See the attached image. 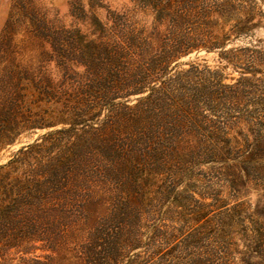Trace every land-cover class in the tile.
Instances as JSON below:
<instances>
[{
	"label": "rangeland",
	"instance_id": "rangeland-1",
	"mask_svg": "<svg viewBox=\"0 0 264 264\" xmlns=\"http://www.w3.org/2000/svg\"><path fill=\"white\" fill-rule=\"evenodd\" d=\"M209 1L222 5L198 32L222 44L188 51L158 81L183 109L97 137L73 125L87 85L110 98L143 62L139 49L120 69L110 61L97 19L127 13L150 30L154 14L140 0H0V167L17 161L0 172V235L59 236L62 254L122 236L124 264H264V0Z\"/></svg>",
	"mask_w": 264,
	"mask_h": 264
},
{
	"label": "trees",
	"instance_id": "trees-1",
	"mask_svg": "<svg viewBox=\"0 0 264 264\" xmlns=\"http://www.w3.org/2000/svg\"><path fill=\"white\" fill-rule=\"evenodd\" d=\"M144 9L150 10L154 14V20L149 30L146 26L140 28L134 24H130L127 13L112 12L109 17L113 21L111 26L97 19L102 30V38L100 46L107 48L112 45L114 55L111 51L108 58L115 62L119 69L125 57H129L132 50L137 53L141 50L139 56L143 57V62L138 67L134 76L123 78L119 76L118 82L112 88L110 94L101 95L94 91L90 85H87L84 91L86 107L82 110L81 119L74 121L73 125L84 124L89 131H93L96 136L105 132L106 128L111 124H116L121 128H135L144 130L149 123L162 122L164 117L169 113L182 110L185 104L183 99L176 98L164 93V89L158 86L159 78L166 73L171 63L186 54L188 51L205 46L207 48H215L220 46L216 37H209L206 34L198 32L201 25H208L209 18L213 13L217 12L215 8L221 7L222 4L209 0H168L164 4V0H140ZM172 8V11H171ZM112 18V19H111ZM166 20H169L167 27ZM229 22V21H228ZM247 21H245L246 24ZM240 21L235 27L239 26ZM187 26L184 30L183 26ZM252 26L251 28H253ZM240 30L238 34H241ZM108 38L105 41L103 38ZM111 38L114 39L112 44ZM104 40V41H103ZM158 44V48L154 54L148 52L153 43ZM124 53V51H126ZM132 78V79H131ZM134 78V79H133ZM228 86V85H226ZM147 95L139 98L135 106L131 107L126 102L124 104L115 103L118 98L128 97L134 94ZM113 92V93H112ZM109 98L110 109L103 125L95 127V121L99 120L103 110V99ZM122 105L126 113L122 115H114L117 107ZM17 161L1 166L0 172L4 169L12 168ZM10 173V172H9ZM39 201L43 200L41 194ZM35 242H42L41 246H37ZM66 243L59 236H43L29 237L28 235H0V264H124V256L122 250L124 248V240L122 236H95L88 241L78 244L73 251L69 253H59V247ZM12 248H20L22 255L18 257H10L8 255ZM37 248L49 249L50 253L35 254ZM29 254H31L29 256ZM17 260V262H16ZM137 259L131 260L130 264H136Z\"/></svg>",
	"mask_w": 264,
	"mask_h": 264
}]
</instances>
